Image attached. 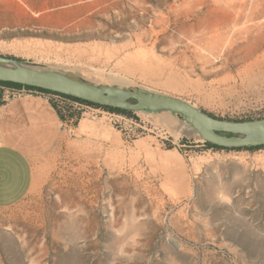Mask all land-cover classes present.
Returning <instances> with one entry per match:
<instances>
[{
	"label": "rangeland",
	"instance_id": "obj_1",
	"mask_svg": "<svg viewBox=\"0 0 264 264\" xmlns=\"http://www.w3.org/2000/svg\"><path fill=\"white\" fill-rule=\"evenodd\" d=\"M0 54L264 117V0H0ZM103 110L112 124L63 120L30 192L0 208V264H264V148Z\"/></svg>",
	"mask_w": 264,
	"mask_h": 264
},
{
	"label": "water",
	"instance_id": "obj_2",
	"mask_svg": "<svg viewBox=\"0 0 264 264\" xmlns=\"http://www.w3.org/2000/svg\"><path fill=\"white\" fill-rule=\"evenodd\" d=\"M0 80L128 110L175 112L205 141L224 147L264 145V117L246 120L217 117L186 98L160 90L97 84L62 71L40 69L30 61L4 54H0Z\"/></svg>",
	"mask_w": 264,
	"mask_h": 264
},
{
	"label": "crops",
	"instance_id": "obj_3",
	"mask_svg": "<svg viewBox=\"0 0 264 264\" xmlns=\"http://www.w3.org/2000/svg\"><path fill=\"white\" fill-rule=\"evenodd\" d=\"M161 112L175 116L168 110ZM100 124H112V117L101 107H89L75 131ZM63 125L56 106L45 97L0 100V208L11 207L27 196L35 182L36 161L56 145Z\"/></svg>",
	"mask_w": 264,
	"mask_h": 264
},
{
	"label": "built area",
	"instance_id": "obj_4",
	"mask_svg": "<svg viewBox=\"0 0 264 264\" xmlns=\"http://www.w3.org/2000/svg\"><path fill=\"white\" fill-rule=\"evenodd\" d=\"M20 96H41L47 98L51 101L57 108L63 109L76 107L87 109L89 107H94L91 105L83 104L79 101H76L60 92H45L38 87L22 84L21 86H7L0 85V100L13 99ZM83 110V112L85 111ZM112 116H120L116 113H111ZM70 132H73V129L70 128Z\"/></svg>",
	"mask_w": 264,
	"mask_h": 264
},
{
	"label": "trees",
	"instance_id": "obj_5",
	"mask_svg": "<svg viewBox=\"0 0 264 264\" xmlns=\"http://www.w3.org/2000/svg\"><path fill=\"white\" fill-rule=\"evenodd\" d=\"M0 85L21 86L22 84L21 83H17V82H12V81H2V80H0ZM38 88L41 89V90H43V91H45V92H53V91L48 90V89H44V88H40V87H38ZM64 95L65 96H68V97H70V98H72V99H74L76 101H79V102H81L83 104L91 105V106H94V107H101V108H103L105 110H108L110 112L121 113V114L128 115V116H133L134 115V112H135L134 110H128V109L119 108V107H112V106H107V105H101V104L94 103V102H91V101H88V100H84V99H81V98H78V97H75V96H72V95H68V94H64ZM57 110L59 111V114H60V116H61V118L63 120L72 119V118L75 117L76 118L75 119V124H77L78 121H79V119L81 118V115L79 113H77L76 111H74L72 107H69V108L66 109V112L67 113L64 112V110L63 109H60V108H57ZM217 117H220V116H217ZM228 119H233V118H228ZM246 119H255V118H241V119H235V120H246ZM204 145L207 148L226 149V150H232V149L233 150H241V149L257 150V149L264 148V145L245 146V147H224V146L216 145V144L211 143L209 141H205L204 142Z\"/></svg>",
	"mask_w": 264,
	"mask_h": 264
}]
</instances>
